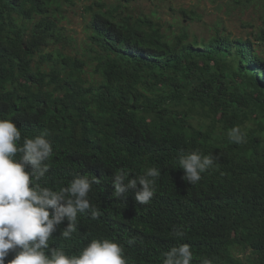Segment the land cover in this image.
Listing matches in <instances>:
<instances>
[{
	"label": "trees",
	"instance_id": "obj_1",
	"mask_svg": "<svg viewBox=\"0 0 264 264\" xmlns=\"http://www.w3.org/2000/svg\"><path fill=\"white\" fill-rule=\"evenodd\" d=\"M77 1L0 0V119L13 120L20 143L47 133L53 156L42 185L100 180L89 193L100 215L78 213L68 239L65 219L51 247L73 254L108 238L124 246L128 264H162L187 243L193 264H264V18L246 38L217 23L208 39L191 40L194 12L183 10L186 25L168 34L130 13L134 0H98L85 8L80 47L63 24ZM236 126L242 144L228 139ZM195 150L219 159L191 185L178 161ZM152 167L160 174L148 204L135 200L139 185L114 197L115 171L136 178Z\"/></svg>",
	"mask_w": 264,
	"mask_h": 264
},
{
	"label": "clouds",
	"instance_id": "obj_2",
	"mask_svg": "<svg viewBox=\"0 0 264 264\" xmlns=\"http://www.w3.org/2000/svg\"><path fill=\"white\" fill-rule=\"evenodd\" d=\"M11 119H0V264H128L124 246L113 239H92L80 251L69 254L63 247H51L50 241L57 228L67 219L61 238L68 239L78 228V213L90 210L93 219L100 215L93 206L89 193L95 176H77L67 186L57 190L44 186L41 180L50 171L53 144L47 133L32 138L25 136ZM228 139L235 144L245 142L246 133L239 126L228 131ZM219 155H205L199 150L179 157L183 180L195 185L203 173L216 166ZM157 168H149L143 175L132 178L130 170L114 172L112 184L116 198L124 197L132 189L135 200L148 204L155 195L154 179ZM182 239L184 231L175 230ZM135 243L134 238L128 244ZM14 253L12 259H8ZM162 264H193L191 246L182 243L163 254ZM199 264H213L204 257Z\"/></svg>",
	"mask_w": 264,
	"mask_h": 264
},
{
	"label": "rangeland",
	"instance_id": "obj_3",
	"mask_svg": "<svg viewBox=\"0 0 264 264\" xmlns=\"http://www.w3.org/2000/svg\"><path fill=\"white\" fill-rule=\"evenodd\" d=\"M96 1L98 0H80L76 7L66 8L67 18L63 24L77 39L80 47L87 39L86 29L90 21L85 8ZM99 1L111 7L120 3V0ZM183 10L195 13L196 20L189 27L191 40L194 36L208 39L212 33L211 27H215L217 23H221L235 37L245 38L263 27L264 0H252L250 3L247 0H138L130 4V13L152 17L164 25L168 34H179V27L186 25ZM70 52L67 49V53Z\"/></svg>",
	"mask_w": 264,
	"mask_h": 264
},
{
	"label": "built area",
	"instance_id": "obj_4",
	"mask_svg": "<svg viewBox=\"0 0 264 264\" xmlns=\"http://www.w3.org/2000/svg\"><path fill=\"white\" fill-rule=\"evenodd\" d=\"M134 1H138V0H134ZM148 1H151V0H148Z\"/></svg>",
	"mask_w": 264,
	"mask_h": 264
}]
</instances>
